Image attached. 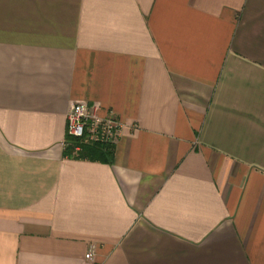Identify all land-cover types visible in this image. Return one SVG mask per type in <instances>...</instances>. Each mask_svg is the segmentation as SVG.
I'll use <instances>...</instances> for the list:
<instances>
[{
    "label": "crops",
    "instance_id": "0c3cea01",
    "mask_svg": "<svg viewBox=\"0 0 264 264\" xmlns=\"http://www.w3.org/2000/svg\"><path fill=\"white\" fill-rule=\"evenodd\" d=\"M0 264H264V0H0Z\"/></svg>",
    "mask_w": 264,
    "mask_h": 264
},
{
    "label": "built area",
    "instance_id": "2783aa9c",
    "mask_svg": "<svg viewBox=\"0 0 264 264\" xmlns=\"http://www.w3.org/2000/svg\"><path fill=\"white\" fill-rule=\"evenodd\" d=\"M68 136L84 143L114 145L120 137L124 123L112 110L102 112L99 106L76 102L68 113ZM92 252L86 257L90 259Z\"/></svg>",
    "mask_w": 264,
    "mask_h": 264
},
{
    "label": "trees",
    "instance_id": "16d2710c",
    "mask_svg": "<svg viewBox=\"0 0 264 264\" xmlns=\"http://www.w3.org/2000/svg\"><path fill=\"white\" fill-rule=\"evenodd\" d=\"M75 144L81 146L82 152L80 153L79 157H99L103 159H108L111 158L113 155V145L98 143H80L77 139Z\"/></svg>",
    "mask_w": 264,
    "mask_h": 264
}]
</instances>
